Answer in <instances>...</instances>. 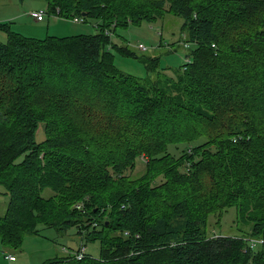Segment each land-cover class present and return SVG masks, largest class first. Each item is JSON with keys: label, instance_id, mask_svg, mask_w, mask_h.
Segmentation results:
<instances>
[{"label": "trees", "instance_id": "1", "mask_svg": "<svg viewBox=\"0 0 264 264\" xmlns=\"http://www.w3.org/2000/svg\"><path fill=\"white\" fill-rule=\"evenodd\" d=\"M46 8L98 22L94 34L43 39L0 22V185L9 198L1 246L20 250L39 226L76 227L99 256L41 264H264V248L246 243L264 236V0ZM165 14L182 20L187 61L155 81L119 71L111 50L138 56L112 42L115 29ZM158 60H143L146 70ZM136 161L144 168L133 176ZM229 209L249 230L208 235L209 217L219 226Z\"/></svg>", "mask_w": 264, "mask_h": 264}, {"label": "rangeland", "instance_id": "2", "mask_svg": "<svg viewBox=\"0 0 264 264\" xmlns=\"http://www.w3.org/2000/svg\"><path fill=\"white\" fill-rule=\"evenodd\" d=\"M46 12V0H0L1 22L9 23L10 29L27 37L43 39L46 36L67 37L79 34L90 35L96 32L98 21L88 19L85 22L74 23L71 19L58 18L45 14L43 21H33L28 18L31 11ZM182 20L176 16L165 14L154 21H142L138 25H128L125 28H116L112 35V42L121 46H128L138 58L126 57L111 50L114 55L116 68L131 76L155 81L163 77L172 76L186 61L188 50L184 47V35L181 34ZM0 42H6V33L0 30ZM144 45L147 50L141 51L138 44ZM188 47V46H187ZM157 57L158 64L155 72H148L143 60ZM172 73V74H171ZM166 75V76H165ZM176 125V124H175ZM184 126H177L178 130ZM37 139H44L42 130L38 132ZM179 145V149H182ZM174 146H169L170 153L178 154ZM143 165L136 161V170L133 176H138L143 170ZM4 189L0 185V217L4 215L8 196L3 194ZM52 195L50 189H44L42 196ZM76 205V204H75ZM74 205V207H75ZM234 209H229L220 218L219 226H216L217 218L209 217L206 231L208 235L239 236L238 229L248 231L247 226H240V221H235ZM211 224V225H209ZM76 227H71L60 232L54 228L39 226L37 233L27 234L20 250L4 248L0 244V264L6 258V254H12L17 258L16 264H41L54 257L62 258L67 254H73L79 247L84 246V252L93 258L99 256L98 242H84L77 234ZM69 252V253H68ZM7 261V260H5Z\"/></svg>", "mask_w": 264, "mask_h": 264}, {"label": "built area", "instance_id": "3", "mask_svg": "<svg viewBox=\"0 0 264 264\" xmlns=\"http://www.w3.org/2000/svg\"><path fill=\"white\" fill-rule=\"evenodd\" d=\"M45 14H47V12H43L41 10L40 11H31L30 13H28V16L31 17L35 21H42V20H44ZM51 16L63 18L59 15V9L58 8L55 9V14L51 15ZM71 20L74 23H81V22H84V17H82V16L74 17ZM105 34L111 35L110 31H108V30L105 31ZM188 45L189 44L184 43V47H187ZM137 48L141 51L147 50V48L144 45H142L141 43L137 45ZM190 152H191V148L189 147L187 149V153H190ZM82 207H83L82 203H77L75 205L76 209H82ZM246 243H247L248 249H250V250H257L260 247L264 248V236L256 237V238L255 237H253V238L249 237L246 239ZM84 254H86V253L84 252V246L83 245L81 247H79V249L77 251H75L73 253V255L75 256V258L77 260L82 259L84 257ZM5 258L8 261H14V259H15L13 255H5Z\"/></svg>", "mask_w": 264, "mask_h": 264}, {"label": "crops", "instance_id": "4", "mask_svg": "<svg viewBox=\"0 0 264 264\" xmlns=\"http://www.w3.org/2000/svg\"><path fill=\"white\" fill-rule=\"evenodd\" d=\"M27 16H28V14H27ZM28 18H31V17H28ZM32 19V18H31ZM33 20V19H32ZM33 21H35V20H33ZM43 21V20H42ZM0 22H1V19H0ZM35 22H37V21H35ZM6 255H12V254H6ZM5 258V257H4ZM14 261H8L7 259H5V260H7V261H5V260H3V262H2V264H16L17 263V258L14 256Z\"/></svg>", "mask_w": 264, "mask_h": 264}, {"label": "water", "instance_id": "5", "mask_svg": "<svg viewBox=\"0 0 264 264\" xmlns=\"http://www.w3.org/2000/svg\"><path fill=\"white\" fill-rule=\"evenodd\" d=\"M81 16H82V17H85L86 15H85V14H82Z\"/></svg>", "mask_w": 264, "mask_h": 264}]
</instances>
